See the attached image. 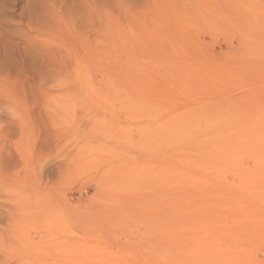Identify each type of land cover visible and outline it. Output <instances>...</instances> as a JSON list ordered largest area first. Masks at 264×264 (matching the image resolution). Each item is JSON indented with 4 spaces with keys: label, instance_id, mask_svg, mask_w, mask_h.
I'll return each mask as SVG.
<instances>
[{
    "label": "rangeland",
    "instance_id": "rangeland-1",
    "mask_svg": "<svg viewBox=\"0 0 264 264\" xmlns=\"http://www.w3.org/2000/svg\"><path fill=\"white\" fill-rule=\"evenodd\" d=\"M0 264H264V0H0Z\"/></svg>",
    "mask_w": 264,
    "mask_h": 264
}]
</instances>
